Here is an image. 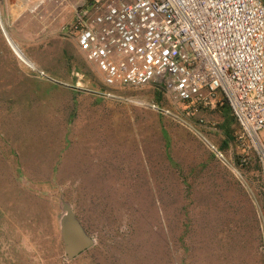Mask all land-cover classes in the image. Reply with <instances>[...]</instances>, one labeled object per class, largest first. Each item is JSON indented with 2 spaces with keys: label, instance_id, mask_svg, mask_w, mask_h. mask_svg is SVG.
I'll return each mask as SVG.
<instances>
[{
  "label": "rangeland",
  "instance_id": "rangeland-1",
  "mask_svg": "<svg viewBox=\"0 0 264 264\" xmlns=\"http://www.w3.org/2000/svg\"><path fill=\"white\" fill-rule=\"evenodd\" d=\"M23 3L19 45L52 67L22 62L0 25V264H264L259 166L234 164L230 110L191 117L153 84L96 93L101 74L59 37L80 0ZM62 200L94 238L73 258Z\"/></svg>",
  "mask_w": 264,
  "mask_h": 264
},
{
  "label": "built area",
  "instance_id": "built-area-1",
  "mask_svg": "<svg viewBox=\"0 0 264 264\" xmlns=\"http://www.w3.org/2000/svg\"><path fill=\"white\" fill-rule=\"evenodd\" d=\"M69 34L102 76L98 94L153 84L191 117L228 107L239 127L234 164H258L264 196V0H83ZM260 217L264 255V209Z\"/></svg>",
  "mask_w": 264,
  "mask_h": 264
},
{
  "label": "crops",
  "instance_id": "crops-1",
  "mask_svg": "<svg viewBox=\"0 0 264 264\" xmlns=\"http://www.w3.org/2000/svg\"><path fill=\"white\" fill-rule=\"evenodd\" d=\"M1 6H2V11H3V14H6V18L8 17V14L9 15H12V16H10L9 18H8V21H6V25H7V28H8V30L10 31V33L12 34V36L15 38V40L20 44V43H22L21 42V40H19L20 38L18 37V30H17V28H15V26H14V22H13V19H14V17H16V16H19V10H21V8L22 9H25V7L23 6L24 5V3H23V0H1ZM80 6H82V4H83V0H80ZM74 6V8H73V10H75V12H74V14L72 13L71 14V19H68V21L66 20L65 22H64V24L62 25V27H61V29H60V35H59V37L61 38V39H65L66 40V42L68 43V45H71V43H72V38H74V37H72V35H70L69 34V30L71 29V27L73 26V23H74V21H75V17H76V13H77V11H78V8H80V6H76V5H73ZM76 6V7H75ZM29 9V8H28ZM67 9V8H66ZM68 9H69V7H68ZM31 10V9H30ZM23 11V10H22ZM15 13V14H14ZM49 26V24H45V26L44 27H48ZM41 33V32H40ZM48 36H43L42 34H40L39 36H37L36 38H38V40L37 41H39V43H44L45 45L44 46H42V45H40V44H38V45H40L37 49L38 50H40V51H46L47 49L46 48H49V45L52 43V42H50L52 39H46ZM70 37H71V39H70ZM41 38L42 39H44V41H42L41 42ZM75 39V38H74ZM73 39V40H74ZM71 40V41H70ZM75 41V43H74V47H72L71 49H72V51H74V52H78L79 53V51L82 53V54H80V55H84V53L80 50V48H79V46H78V44H77V41H76V39L74 40ZM48 51H50V49L48 50ZM29 52H30V54L28 53H26L36 64H38V66L40 65L41 66V68L43 67V68H47V69H51L50 67H52V66H50V63L49 62H43L41 59H40V57H37V55H36V52L37 51H30L29 50ZM35 52V53H34ZM34 53V54H33ZM39 56V55H38ZM85 57V56H84ZM218 107H220V106H218ZM218 107H216V108H218ZM215 107H214V109H216ZM228 108V107H227ZM229 109V108H228ZM232 115V114H231ZM254 186H255V184H254Z\"/></svg>",
  "mask_w": 264,
  "mask_h": 264
},
{
  "label": "water",
  "instance_id": "water-1",
  "mask_svg": "<svg viewBox=\"0 0 264 264\" xmlns=\"http://www.w3.org/2000/svg\"><path fill=\"white\" fill-rule=\"evenodd\" d=\"M64 214L61 216L60 225L65 251L69 258L79 255L94 243L80 219L76 216L71 205L62 200Z\"/></svg>",
  "mask_w": 264,
  "mask_h": 264
},
{
  "label": "bare ground",
  "instance_id": "bare-ground-1",
  "mask_svg": "<svg viewBox=\"0 0 264 264\" xmlns=\"http://www.w3.org/2000/svg\"><path fill=\"white\" fill-rule=\"evenodd\" d=\"M0 25H1V28L4 32L6 39L8 40L10 46L15 51V53L17 54L19 59L22 62L26 63L28 66H30L32 69H36L38 67L37 64L25 53V51L19 45V43L16 42V40L12 36H10V34H9V32L5 26L4 20L2 18L1 9H0Z\"/></svg>",
  "mask_w": 264,
  "mask_h": 264
},
{
  "label": "clouds",
  "instance_id": "clouds-1",
  "mask_svg": "<svg viewBox=\"0 0 264 264\" xmlns=\"http://www.w3.org/2000/svg\"><path fill=\"white\" fill-rule=\"evenodd\" d=\"M211 150V149H210Z\"/></svg>",
  "mask_w": 264,
  "mask_h": 264
}]
</instances>
